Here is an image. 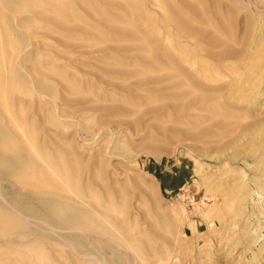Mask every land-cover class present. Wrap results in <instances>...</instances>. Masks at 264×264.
Wrapping results in <instances>:
<instances>
[{"label": "rangeland", "instance_id": "1", "mask_svg": "<svg viewBox=\"0 0 264 264\" xmlns=\"http://www.w3.org/2000/svg\"><path fill=\"white\" fill-rule=\"evenodd\" d=\"M80 1L87 9L84 14L82 9L74 11L77 25L82 26L79 28L88 33L97 30L93 21L98 19L86 15L88 11L96 10L102 16L107 13L104 17L109 16V20L111 15L112 20L115 16L123 30L139 35L140 44L137 45V37L136 47L129 34L111 33L106 28L101 36L107 40L111 33V37L108 36L114 42L110 43L117 47L114 53L107 48L109 42H98L101 45L96 48L94 38H88L84 30L68 29L65 33L53 28V31L48 30L49 24L35 17L36 13L46 11L45 7L52 5L47 0H26L32 7L31 12L2 13L11 17L9 26L20 34L19 37L11 32L7 34L6 44L14 53L12 63L20 61L24 52L34 53L31 61L18 69V73L32 83L26 86L13 84L9 93L15 103L10 110L14 114L12 117L21 116L33 124L34 134L12 127L6 114V121L0 119V123L8 128L11 126L14 140L22 145L34 164L42 162L35 147L46 150L47 155L48 148L53 147L50 152L58 155L55 158L63 157L61 155L66 151L75 159L76 165L71 163L69 167L79 169L77 182L81 185V196L67 189L57 176L53 181L62 193L65 192L69 202L75 203L74 207L91 210H85L90 214V221H80L79 225H82L76 228L63 226L55 222L54 217L47 222L35 218L39 215L33 213L31 218L25 215L27 238L33 243L38 241L35 246L48 253L41 261L117 264V261L112 262L110 253L104 251L106 247L115 255L126 257V264H264V0H215L221 5L222 14L226 19L228 17L229 30L214 33L222 40L208 45H200L192 36L177 39L178 24L177 28L173 24L168 27L164 19L166 9L173 8L172 0H144L143 3L141 0H123L122 7L129 6L128 14L123 10L115 11L113 5L107 8L108 0ZM98 8L105 11L100 12ZM177 9L183 15L188 14L183 5ZM20 18L31 20L21 25L17 23ZM188 18L193 25L200 22L189 16L185 19ZM60 21L69 23L70 20L63 14ZM67 38L71 43L61 41ZM142 39L146 46L142 45ZM180 40L187 42L193 51ZM207 54L211 59H207L203 73H199V61ZM153 60L156 65L163 64L165 69L161 73L146 68L155 64ZM138 66L144 67L137 69ZM12 73L14 78L16 73ZM176 75L183 78V83L167 82L168 76ZM35 81H40L44 87L41 93L31 85ZM174 82L181 84L177 91ZM197 85L202 86L201 89ZM45 88L51 89L52 93L45 92ZM193 93L205 97V107L191 108L195 101ZM179 96L181 99L177 98ZM41 166L50 170L45 164ZM47 173L52 175L50 171ZM22 189L16 182L2 179L0 204L11 207L13 196L38 195ZM86 194L98 199L100 195H106V200L109 195V201H116L117 205L115 202L113 207L107 205L101 196L104 201L98 202L102 207L92 205ZM96 207L104 210V216L98 215ZM96 215L103 219L98 222ZM30 227L33 229L29 230ZM70 233L82 237L75 239ZM72 237L78 242L81 240V249ZM137 238L141 242H137ZM20 241L24 243L26 238ZM134 245H146L144 247L150 251L134 252L138 248Z\"/></svg>", "mask_w": 264, "mask_h": 264}, {"label": "bare ground", "instance_id": "2", "mask_svg": "<svg viewBox=\"0 0 264 264\" xmlns=\"http://www.w3.org/2000/svg\"><path fill=\"white\" fill-rule=\"evenodd\" d=\"M48 3H52V5H49V7H45L44 10L46 11H42L41 13H36L35 17L38 19V20H41V21H44V22H47L49 25H48V30H57V32H69L70 29H74V30H79L80 31H83L84 29L82 28H79L81 25H77L76 21H78L77 17H75L74 15V11L75 9L76 10H81L82 9V13L87 9V6L85 4H82V2L80 0H74V1H70L69 3H67L66 1H59V3H56V0H47ZM98 1V0H97ZM100 1V0H99ZM112 1L114 0H108L106 3H107V8L109 6H112L114 7V10L115 11H120L122 12L121 10L124 11L125 14H128L127 12H129L130 10H128V7L127 8H123L122 5L124 4L123 3V0H117L115 3ZM142 3L144 0H141ZM56 3L55 6H53V3ZM131 2V1H130ZM146 2V0H145ZM137 3V2H136ZM145 5V4H144ZM185 7L188 12V14L186 15H183L181 14L180 10L177 9L178 6H182ZM86 8H85V7ZM134 6V5H133ZM143 6V5H142ZM173 8H171L170 11H168V9H166V15H164V19L167 20L166 23H168V27L170 26V24L172 25L173 24V27L177 28L176 27V24H178V28H179V33H177V39L179 38H184L185 40V37H189V36H192L194 39H197V41L200 42V45L204 43V45H208V44H213L215 41H221L222 39H219V38H216L214 36V33L218 34L219 31H228L229 28L227 27L229 25V23L227 24V19L226 17L222 14V7L221 5L219 4V2L217 3L215 0H172V5H171ZM97 6H95L96 8ZM106 7V6H104ZM122 8V9H121ZM136 8V7H135ZM113 9V8H111ZM32 10V7L30 6V4H28L26 2V0H0V119L2 120H5L6 121V118L10 119V122L8 124H11L12 127H15V128H19V129H22L23 131L25 132H29L30 135H33L34 133H32V130L34 129V125L31 124V123H28L26 120L23 119V117H16L13 118L12 113H10L11 111V108H13V105L15 104L14 102L11 101L10 99V91L12 90L11 87L12 85L14 84V86L18 83L20 84L21 86H26L29 82H31V80L29 81L28 78L26 76H24L22 73H18V69L19 67L22 65L25 67V65L31 61L32 59V56L34 53H31V52H24V56L23 58L18 61V62H13V60H11L13 58V55L14 53L12 52V49H8V46L6 44V41H7V34H10L11 33H14V35H16L17 37L20 36V34L13 30L9 25L11 23V17L9 16H5V15H2L3 12L5 13H8V12H12V13H15V14H21V13H27V12H31ZM99 10V8H98ZM105 11L103 10V8H101L99 11L101 12ZM165 10V9H164ZM110 11V10H109ZM81 12V11H80ZM112 12V11H111ZM132 12V10H131ZM183 12V11H182ZM105 13V12H104ZM110 13V12H109ZM114 13V12H113ZM150 13V12H149ZM14 14V15H15ZM34 14V13H33ZM65 14V16H67V19L70 20L69 23L68 22H64V21H60V17ZM81 14V13H79ZM84 14V13H83ZM107 14V13H105ZM104 14V15H105ZM132 14V13H131ZM82 15V14H81ZM89 18L91 19H98V21H93L95 22L97 25V30L95 32H91L92 33H88L84 30L83 33H87L86 35L89 36L88 38H94V43H96L95 47L97 48L98 45H101V43L103 44V42H111L113 41L112 38H109V36L111 37V33H120L121 35H128L129 37H131V39H134L135 40V43L134 45L136 46V40H137V45L140 44V38L139 35L137 37V35L133 34V33H129V31H126V30H123L120 25L118 24V21H116V17L114 16L115 19L112 20V15H111V18L109 20V16L104 17V15L102 16V14H98V12L96 10H93V11H88L87 14H86ZM134 12H133V16H134ZM148 16V15H147ZM150 16V15H149ZM186 16H189L190 18H197L199 19V23L202 24L201 27H199V23L198 24H191L190 21H189V18L188 20L185 19ZM71 18V19H69ZM141 18V16H140ZM144 18V17H143ZM147 18V17H146ZM90 19V20H91ZM31 20V18H30ZM30 20H27V18H20L18 20V24H21V25H26V23H29ZM85 20V19H83ZM88 21V20H86ZM114 21V22H113ZM145 21V20H143ZM84 22V21H83ZM89 22V21H88ZM171 22V23H170ZM87 23V22H86ZM85 23V24H86ZM94 23V24H95ZM129 24V23H128ZM20 26V25H19ZM90 26V25H89ZM95 26V25H94ZM82 27V26H81ZM99 27H100V30H99ZM141 27V26H140ZM53 28V29H52ZM106 28L110 29L111 33L107 35V40H105V36H101L102 32L103 34H105V30ZM174 28V29H175ZM204 28V29H203ZM69 29V30H68ZM133 30V29H132ZM100 31V33H98ZM108 31V30H107ZM154 31V30H153ZM64 32V33H65ZM74 32V31H73ZM76 33H79L78 31H76ZM82 33V34H83ZM166 33V32H165ZM68 34V33H67ZM176 34V33H174ZM210 34V36H209ZM222 34V33H221ZM75 35V34H74ZM91 35V36H90ZM119 35V34H117ZM224 35V34H223ZM68 37V36H66ZM78 37V36H77ZM113 37V36H112ZM124 37V36H123ZM137 37V39H136ZM141 37V36H140ZM220 37V35H219ZM114 38V37H113ZM169 38V37H168ZM176 39V40H177ZM63 41V43H68V38L67 39H61V41ZM184 40H180V42L182 44H186L187 48L190 50V51H193V49L187 44V42H183ZM142 45L143 46H146L144 44V40L142 39ZM196 41V42H197ZM59 42V41H58ZM90 42V41H89ZM98 42H101L100 44H97ZM114 42V41H113ZM179 42V43H180ZM224 42V41H223ZM69 43H71V41H69ZM108 43V44H109ZM116 43V42H115ZM133 43V41H132ZM176 43V41H175ZM105 44V43H104ZM123 44V43H122ZM177 44V43H176ZM215 44V43H214ZM116 44H113V43H110L109 44V47L107 46V48L110 50V51H115V49L117 48L115 46ZM199 45V46H200ZM119 47V45H117ZM122 46V45H121ZM133 47V48H136V47ZM141 46V45H140ZM148 46V45H147ZM212 46V45H211ZM150 49V48H149ZM208 49V48H207ZM212 49V48H211ZM144 50V49H143ZM185 51V49H184ZM202 51V50H201ZM149 52V51H148ZM13 53V54H12ZM112 53V52H111ZM115 53V52H114ZM118 53V52H117ZM123 55V54H122ZM115 57L117 56L114 55ZM178 56V55H177ZM114 57V58H115ZM121 57V56H119ZM146 57V56H145ZM163 57V56H162ZM165 57V56H164ZM207 57V58H206ZM140 58V57H139ZM8 60V62H6V64L4 63L5 60ZM9 59L11 61H9ZM108 59V58H107ZM147 59V58H146ZM168 59V58H167ZM207 59L208 61H210L209 59H211V56L210 54H207V56H204V57H201V61H199V69H197V71L199 73H203V68H204V65L207 64ZM115 60V59H114ZM156 60V59H155ZM159 60V59H157ZM156 60V61H157ZM162 60V59H161ZM119 61V60H118ZM154 61V60H153ZM152 61V62H153ZM164 61V60H163ZM172 61V60H171ZM168 62V61H166ZM155 63V61L153 62ZM202 64V65H201ZM121 65V64H120ZM139 65V64H137ZM136 65V66H137ZM163 64L159 63V65H156L155 64H150V66L146 67V68H149V71L153 70L154 72L157 71L159 73L162 72L163 68L162 67ZM133 66H135V64H133ZM144 67V66H142ZM141 67V68H142ZM170 67V66H169ZM137 69L140 68L139 66L136 67ZM140 68V69H141ZM167 68V67H166ZM198 68V67H197ZM221 70V69H220ZM20 71V70H19ZM118 71V70H117ZM141 71V70H140ZM171 71V70H170ZM184 71V70H182ZM180 71V72H182ZM16 73L14 78L13 76L11 75V73ZM148 72V71H147ZM197 72V73H198ZM12 73V74H13ZM118 73V72H117ZM184 73H186L184 71ZM222 73V71H221ZM11 76H10V75ZM54 74V72H53ZM144 74V73H143ZM209 74V73H208ZM220 74V73H219ZM14 75V74H13ZM190 76V75H189ZM195 76V75H194ZM210 76V75H208ZM133 77V76H132ZM186 77V76H184ZM191 77V76H190ZM193 77V76H192ZM200 77V76H199ZM203 78V77H201ZM167 82L169 81H175L177 83L179 82H182L183 83V78L180 77V75H176L174 77H169L167 78ZM195 79V77H194ZM197 79V78H196ZM111 80V78H110ZM160 80L162 81V79L160 78ZM166 80V79H165ZM185 80V79H184ZM191 79L189 78V81ZM198 80V79H197ZM188 81V80H187ZM160 82V81H159ZM166 82V81H165ZM174 82V83H175ZM193 82V81H192ZM41 82L39 81H35V84H31L33 86V88L35 90H38L40 92L41 89H43L44 87L41 86L40 84ZM68 83L70 84V82L68 81ZM158 83V82H157ZM175 86V90L177 91L178 89H180V85H177ZM75 85V83H73ZM77 84V83H76ZM149 84V83H148ZM18 85V86H20ZM68 86V84H66ZM152 85V83H151ZM164 85V83H163ZM173 85V84H172ZM200 85V84H199ZM197 85V86H199ZM162 86V85H161ZM194 86V85H193ZM71 87V86H70ZM73 87V86H72ZM152 87V86H151ZM159 87V86H158ZM163 87V86H162ZM167 87V86H166ZM183 87V85L181 86ZM202 87V86H201ZM201 87L199 86L198 88L201 89ZM69 87L66 88V90L68 89ZM173 88V87H172ZM196 88V89H198ZM204 88V87H203ZM202 88V89H203ZM72 89L73 91V88H70ZM70 89L68 90L70 92ZM75 89V88H74ZM116 89V88H115ZM143 89V88H142ZM147 89V88H146ZM199 89V90H200ZM76 90V89H75ZM81 90V89H80ZM122 90V89H121ZM124 90V89H123ZM152 90V89H151ZM173 90V89H172ZM185 90V89H184ZM183 89L181 91H184ZM205 91L207 89H204ZM202 90V91H204ZM43 91V90H42ZM45 92H48V93H52V90L49 89V88H45L44 89ZM50 91V92H49ZM79 91V90H77ZM132 91V90H130ZM153 91V90H152ZM155 91V90H154ZM158 91V90H157ZM174 91V90H173ZM208 91V90H207ZM169 92V90H168ZM201 92V91H200ZM41 93V92H40ZM78 93V92H77ZM132 93V92H131ZM148 93H150L151 95V92L150 90L148 91ZM156 93V92H155ZM184 93V92H183ZM182 93V94H183ZM187 93V92H186ZM127 94H130V93H127ZM165 94V93H164ZM167 94V93H166ZM170 94V93H168ZM195 94V93H193ZM217 94V93H216ZM132 95V94H131ZM129 95V96H131ZM157 95V94H156ZM172 95V94H171ZM174 95V94H173ZM180 95H181V92H180ZM133 96V95H132ZM149 96V95H148ZM153 96V94L151 95ZM164 96V95H163ZM169 96V95H168ZM188 96V95H187ZM186 96V97H187ZM154 97V96H153ZM195 97V101L192 105L191 108H193V106H195L196 108H199V109H202V107L204 106L203 102L206 101L204 100V98L202 96H199V95H194ZM198 97V100L196 99ZM157 98V97H156ZM177 98H180L177 97ZM176 98V99H177ZM200 98V99H199ZM216 98V97H215ZM219 98V97H218ZM167 99V98H166ZM174 99V98H173ZM181 99V98H180ZM179 99V100H180ZM217 99V98H216ZM168 100V99H167ZM188 101V100H187ZM209 101V100H208ZM213 101V100H212ZM12 103H14L12 105ZM218 105V104H217ZM173 105H171L172 107ZM219 106V105H218ZM175 107V106H174ZM205 107V106H204ZM166 108V107H165ZM173 108V107H172ZM168 109V107H167ZM205 109V108H204ZM203 109V111H204ZM210 109V108H209ZM169 110V109H168ZM181 110V109H180ZM191 110V109H190ZM206 110V109H205ZM213 110V109H212ZM216 110V109H214ZM2 111H4V114H2ZM13 111V110H12ZM170 111V110H169ZM169 111L167 112L169 114ZM174 111V110H173ZM178 110H176L177 112ZM183 111V110H182ZM197 110L195 109V112ZM208 111V110H206ZM172 112V111H170ZM182 113V112H181ZM205 113H208V112H205ZM212 113V112H211ZM5 114H6V118H5ZM18 114H21L18 113ZM176 114V113H175ZM178 114V113H177ZM4 116V117H3ZM5 118V119H3ZM3 123V122H2ZM5 125H2L0 123V181L2 179H8V180H11V181H14L16 182L21 188L25 189L26 190H32L33 192H36L38 193V195L36 194H33V195H23L21 197H15L13 196L12 199H10V204H11V207L10 206H3L0 204V264H51V263H48V261H46L47 263H44L43 261H41V257H45L46 254V251H43L42 248H39L37 247V245L35 246V244L38 242H36L35 240L36 239H32L34 240L36 243H33L31 240H29V238H27V231H25V227H27V225L25 226L24 222L27 221L25 220L26 216L30 217L31 218V214L33 213L34 216L35 214L39 217H35V218H41L43 220H46L47 222H50V220L52 221L54 218H55V222L57 223H62L63 226L66 225L67 227H71V228H76V227H79L81 225H79L80 221H85L86 219L88 221H90V214H87L88 211H85V210H89V209H84L83 211L81 209H78L76 207H74L73 204L75 203H71L69 202V200L66 198V195H65V192L62 193V191H60V189L57 187V183H55L53 181V178L54 176H57V178L60 179V181H62L63 184H65V186L67 187V189L69 188L71 191H73L75 194L77 193L78 196H81L80 193L82 194L83 192H81L80 190V187L81 185L78 184L77 182V171L79 169H72V167H69V164H73L75 163V159L71 158L70 155H67V153L64 152V155H61L63 157L61 158H55V156H58V155H55V152L54 153H51L50 150L51 148L53 147H50V150L48 148L47 151H49V154L47 155L44 151V149L40 148V147H35L36 151H37V154L39 156V158H41L42 162L41 164H45L46 167H49V171L52 175H49V171H46L47 168L45 169L44 167L45 166H41V164H34L32 161L29 160V158L27 157L26 155V152L24 150V148L22 147L21 144H18L15 139V134H13V130L8 128L7 126L5 127ZM12 130V131H11ZM35 131V130H34ZM33 137V136H32ZM31 139V138H30ZM29 143H32V142H29ZM40 145V144H39ZM49 145V144H48ZM51 145V144H50ZM49 145V146H50ZM68 145V144H66ZM116 147V146H115ZM114 147V148H115ZM44 148V147H43ZM70 148V146H69ZM54 149V148H53ZM65 149V148H64ZM116 149V148H115ZM66 150H69V149H66ZM35 151V152H36ZM56 151V150H55ZM61 151H63L61 149ZM117 151V150H116ZM31 152V151H30ZM53 152V151H52ZM70 152V151H69ZM114 152V151H113ZM59 153V152H58ZM29 154V153H28ZM61 154H63L61 152ZM69 154V153H68ZM76 156V155H74ZM121 157L123 159V156L121 154ZM80 160V159H79ZM40 161V160H39ZM44 162V163H43ZM77 162V161H76ZM71 164V166H72ZM39 167H38V166ZM76 165V163L74 164ZM76 168V166H75ZM79 168V167H78ZM81 170V169H80ZM94 174V173H93ZM95 179V178H94ZM97 179V178H96ZM82 183V182H81ZM85 184V183H84ZM101 184V183H99ZM100 187V186H99ZM110 187V186H109ZM112 187V186H111ZM85 190H86V187H84ZM83 188V190H84ZM90 188V187H89ZM22 189V190H23ZM63 189V188H62ZM82 190V191H83ZM105 190V189H104ZM120 191V190H119ZM30 192V191H29ZM85 192V191H84ZM88 192V190L86 191ZM31 193V192H30ZM90 193V192H89ZM107 193H110L109 195H111L112 193L111 192H107ZM106 193V194H107ZM21 194V193H20ZM53 194V196H51ZM59 194V195H58ZM76 194V195H77ZM103 194H105L103 192ZM116 195V193H114ZM35 195V196H34ZM44 195V196H42ZM55 195V197H54ZM88 195V194H86ZM99 195V193H98ZM109 195L107 196V200H106V195H105V199L106 200V204L111 207H113V203L111 200V202L109 201L108 197ZM117 195H119V192L117 193ZM122 195V194H121ZM20 196V195H19ZM30 196V197H29ZM102 197V195H100ZM99 196V199L96 198L95 195H91L89 196L88 195V199L91 200V204L95 205V206H100L99 205V202L98 200L100 201V199H102L101 197ZM120 196V195H119ZM118 196V197H119ZM11 197V195H10ZM51 197V198H50ZM87 197V196H86ZM113 198V196H111ZM117 197V196H116ZM117 197V199H118ZM78 198V197H77ZM82 198V197H80ZM84 198V197H83ZM82 198V199H83ZM115 198V197H114ZM85 199V198H84ZM87 200V199H86ZM103 200V199H102ZM103 200V201H104ZM119 200V199H118ZM117 200V201H118ZM71 201V200H70ZM83 201V200H82ZM120 201V200H119ZM118 201V202H119ZM85 202V201H84ZM93 202V203H92ZM122 202V201H121ZM120 202V203H121ZM9 203V202H8ZM88 203V201H87ZM97 203V204H95ZM114 203V204H115ZM35 204L37 206H35ZM100 204H103V203H100ZM119 204V203H118ZM77 205V204H76ZM117 205V203H116ZM90 206V205H89ZM121 206V205H120ZM120 206H119V209H120ZM102 207V206H100ZM107 206H105L106 208ZM97 208V207H96ZM99 208V207H98ZM97 208V209H98ZM117 209V207H115ZM122 208V206H121ZM94 209V208H92ZM96 209V210H97ZM102 209V208H101ZM104 209V208H103ZM107 209V208H106ZM111 209V208H110ZM113 211H114V208H112ZM99 211V214L98 215H101V216H104L105 212L104 210L100 211V209H98ZM108 210V209H107ZM122 210V209H120ZM85 211V212H84ZM91 211V210H89ZM112 211V210H111ZM112 211V212H113ZM118 211V210H117ZM116 211V213H117ZM121 212V211H119ZM49 215H48V214ZM107 213V212H106ZM111 214V212L109 213ZM95 213L93 214L92 212V216H94ZM107 215V214H106ZM91 216V217H92ZM97 216V215H96ZM95 216V217H96ZM110 216V215H108ZM121 216V215H120ZM54 217V218H53ZM98 217V216H97ZM107 217V216H106ZM29 218V219H30ZM32 218H33V215H32ZM112 218V217H111ZM40 220V223L43 222V220L41 221ZM99 219V221H98ZM100 219H103L102 218H96V220L98 222H100ZM105 219V218H104ZM108 219V218H107ZM107 219L103 222H106ZM32 220V219H30ZM94 219H92L91 221H93ZM45 221V222H46ZM46 222V224H47ZM115 222H118L115 221ZM121 222V220H120ZM36 223V222H35ZM109 223V222H108ZM111 223H114V221H111ZM45 224V223H44ZM51 224H54L53 222H51ZM50 224V225H51ZM99 224H102V223H99ZM57 225V224H56ZM79 225V226H78ZM151 225V224H150ZM25 226V227H24ZM29 226V224H28ZM51 226H54V225H51ZM57 226H60V225H57ZM56 226V227H57ZM62 226V225H61ZM60 226V227H61ZM49 227V226H48ZM66 227V228H67ZM96 227V226H95ZM100 229H101V226H99ZM119 227V226H117ZM122 227V226H120ZM157 227V226H156ZM160 227V226H159ZM31 228V227H30ZM37 228V227H36ZM35 228V229H36ZM62 228H65V227H62ZM71 228H68L67 230L71 229ZM81 228V227H80ZM103 228V226H102ZM33 228L29 229V230H32ZM46 229V228H45ZM48 229V228H47ZM78 229V228H77ZM99 229V228H97ZM99 229V230H100ZM40 230V228H39ZM63 230V229H62ZM65 230V232L67 231ZM73 230H76V229H73ZM79 230V229H78ZM77 230V231H78ZM60 231V230H59ZM64 231V230H63ZM104 231V230H103ZM154 231V230H153ZM39 233L41 231H38ZM56 232V231H55ZM69 231H67V234H68ZM72 232V231H70ZM74 232V231H73ZM100 233H102V231H98ZM159 232V231H158ZM36 234H38L37 232H35ZM61 233H63L61 231ZM76 233V232H75ZM74 233V234H75ZM104 233V232H103ZM35 234V235H36ZM44 234V233H43ZM48 234V233H47ZM60 234V233H59ZM66 234V233H64ZM72 234V233H70ZM78 234V233H76ZM161 234V233H160ZM159 234V235H160ZM34 235V234H32ZM40 235V234H39ZM45 235V234H44ZM42 235V236H44ZM51 235V234H50ZM73 235V234H72ZM41 236V235H40ZM38 236V237H40ZM66 236V235H65ZM74 236V235H73ZM76 236V235H75ZM74 238H78L82 236H76ZM142 236V235H141ZM30 237L32 238V236L30 235ZM36 237V238H38ZM45 239L49 238L48 236H44ZM62 237V236H61ZM70 238V236H67ZM115 237V236H114ZM136 237V236H135ZM138 237V235H137ZM21 238H26V241H24V243L21 240ZM35 238V237H34ZM141 238V237H140ZM144 238V237H143ZM142 238V239H143ZM158 238V237H157ZM165 238V237H164ZM2 239H4V242H2ZM16 239H19L16 241ZM39 239V238H38ZM73 239V237H72ZM79 239V238H78ZM94 239V238H93ZM130 239V238H129ZM128 239V240H129ZM136 239V238H134ZM147 239V238H146ZM71 240V239H70ZM138 240V241H137ZM137 242H141L139 241V238H137ZM144 240V239H143ZM167 240V239H166ZM50 241V240H49ZM56 241V240H54ZM72 241V240H71ZM73 241L77 244L78 246V249L81 247V243L80 242L81 240H74ZM77 241V242H76ZM99 240H97L98 242ZM135 241V240H134ZM145 241V240H144ZM52 242V241H51ZM137 242H135L137 244ZM146 242V241H145ZM144 242V243H145ZM101 242H99L100 244ZM143 243V242H142ZM40 244V243H39ZM50 244V243H49ZM52 244V243H51ZM85 244V243H84ZM134 244V243H133ZM140 244V243H138ZM146 244V243H145ZM71 245V244H70ZM143 245V244H142ZM148 246V244H146ZM144 245V246H146ZM40 246V245H38ZM53 246V244H52ZM73 246V245H72ZM75 246V245H74ZM135 246V245H134ZM144 246H135V247H138L137 248V251H134V252H139V253H144L146 250V252H149L150 248L147 249V247H144ZM44 247V246H43ZM47 247V246H46ZM100 247H102V245L100 244ZM105 247V246H104ZM69 248H71L69 246ZM75 248V247H74ZM103 248V247H102ZM108 248V247H107ZM46 249V248H45ZM73 250V247L71 248ZM77 249V247H76ZM75 249V251H76ZM81 249V248H80ZM87 249V248H86ZM104 251L107 253H110V257L112 258V262L113 261H117L116 263L117 264H126L127 261H126V257H121V256H118V255H115L114 254V251H109L110 249H106L103 248ZM49 250V249H48ZM79 251V250H78ZM82 251V250H80ZM48 252V251H47ZM52 252V251H51ZM153 252V250H152ZM78 253V252H76ZM80 254V252L78 253ZM104 254V253H103ZM120 254V253H119ZM53 255V253H52ZM72 255V254H70ZM81 255V254H80ZM89 255V254H88ZM139 255V254H138ZM56 256V255H55ZM66 257V255H64ZM151 256V255H150ZM50 257V256H49ZM54 257V255H53ZM58 257V256H56ZM148 257V256H147ZM68 258H71V257H68ZM73 261H74V257H72ZM87 258V257H86ZM111 258H109L111 260ZM58 259V258H57ZM43 260V259H42ZM45 260V259H44ZM64 260V259H62ZM109 260V261H110ZM52 261V259H51ZM56 261V260H55ZM61 261V260H60ZM67 261V258L66 260ZM64 261V262H65ZM76 261V259H75ZM74 261V262H75ZM58 262V260L56 261ZM68 262H71V259H68ZM67 262V263H68ZM81 262V260H80ZM66 263V262H65ZM78 263V262H77ZM86 263V262H85ZM111 263V262H110ZM55 264V263H54ZM57 264V263H56ZM63 264V263H62ZM69 264V263H68ZM72 264H76V263H72Z\"/></svg>", "mask_w": 264, "mask_h": 264}]
</instances>
